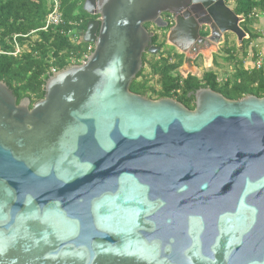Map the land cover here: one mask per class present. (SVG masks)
I'll return each instance as SVG.
<instances>
[{"label": "water", "instance_id": "1", "mask_svg": "<svg viewBox=\"0 0 264 264\" xmlns=\"http://www.w3.org/2000/svg\"><path fill=\"white\" fill-rule=\"evenodd\" d=\"M83 8L94 49L42 99L18 103L0 80V264H264V97L200 88L189 109L130 89L159 49L144 23L175 16L185 54L205 9L239 43L243 17L225 0ZM201 39L196 52L216 48Z\"/></svg>", "mask_w": 264, "mask_h": 264}, {"label": "trees", "instance_id": "2", "mask_svg": "<svg viewBox=\"0 0 264 264\" xmlns=\"http://www.w3.org/2000/svg\"><path fill=\"white\" fill-rule=\"evenodd\" d=\"M86 0H60L63 23L59 26L42 30L50 11L48 0H0V80L13 91L19 103L28 98L30 107L42 99L45 84L57 71L80 60L87 52L90 43L84 41L89 20L97 19L84 10ZM232 2L235 13L244 18L243 23L248 38L242 48L236 46L225 49V62L232 63V71L225 79L220 80L216 70L205 71L201 78L194 75L180 76L178 69L183 60L182 54H158V59L142 68L130 85L134 93L151 99L163 97L174 98L189 109L195 108L194 92L200 88H211L228 99L238 100L246 95L264 97V67L255 68L246 65L260 54L252 43L264 37L259 23L264 18V0H226ZM77 36L72 39L69 32ZM20 51L16 52V45ZM75 63H72V60ZM216 68L219 64L216 62ZM157 78L159 88L151 84Z\"/></svg>", "mask_w": 264, "mask_h": 264}, {"label": "flooded vegetation", "instance_id": "3", "mask_svg": "<svg viewBox=\"0 0 264 264\" xmlns=\"http://www.w3.org/2000/svg\"><path fill=\"white\" fill-rule=\"evenodd\" d=\"M225 3L227 6H229L230 8H232L233 12L235 13V10H234V6L230 4V2H227L225 0ZM236 14V13H235ZM237 15V14H236ZM237 16H240V15H237ZM161 17L166 21L168 22V26L166 28H159L157 27L154 23H150V22H147V23H144V27L148 30V32L151 34V40H150V45L151 46H155V47H158V51L154 54L150 53L148 50L143 54V58L147 60V55L150 54V55H155V57H153L152 59L156 60L158 59V54H161V55H164L165 54V45L167 44L168 42V39H169V31L170 29L175 25V22H176V17L169 14V13H162ZM202 18L204 19V21H207L209 20V25H202L200 26V30H199V34H200V37H197L194 39L193 41V44L192 46L190 47V49L188 50V52H186L185 54H187V56L183 53H178L175 51V48L176 47H171V46H168V47H171L172 48V52L179 55V54H182L183 55V60H182V64L180 67H182L184 64H187V63H190L192 62V66L195 67L193 64L197 63L198 60H197V57L200 55V54H205L206 52H208L210 54L209 57H211V61H210V64H211V67L210 69H206L205 71H210V70H216L217 71V68L216 66L214 65L215 64V59H216V62H218V58L223 56V58L225 57V49H227L228 47H232V46H236L238 49H239V45H242L243 44V41L248 38V34L246 33L245 31V27H244V23H243V20L239 22V26L241 27V29H243L246 33L245 37L243 38L242 42L239 43L238 42V36L235 34V33H232L231 31H222L220 29V27L218 26V24L215 22V20L209 15V12L207 11V9L204 10V12L202 13ZM212 25V26H211ZM84 35V34H83ZM210 35H212V38L216 40L217 44H216V48H214V46H206V52H203V50L201 49H198L199 51L196 52V50H193L192 47L195 46L196 43H198V40L201 39V37L203 38H208ZM201 39V40H204V39ZM208 40V39H207ZM207 40H204V41H207ZM240 50V49H239ZM196 54V56L194 58H192L193 54ZM166 55V54H165ZM150 62V61H149ZM188 65V64H187ZM143 67L144 68H148V64H144V59H143ZM203 71V73L205 72ZM203 73L201 76H198L196 74H194L191 70V68L189 70H187L186 72V75H184L183 77H186L188 75H194L198 78H201L203 76ZM219 74V73H218ZM220 80L222 79H225V78H220Z\"/></svg>", "mask_w": 264, "mask_h": 264}, {"label": "rangeland", "instance_id": "4", "mask_svg": "<svg viewBox=\"0 0 264 264\" xmlns=\"http://www.w3.org/2000/svg\"><path fill=\"white\" fill-rule=\"evenodd\" d=\"M230 4L233 5L232 2H230ZM255 26L260 27V28H263V30H264V27H263L264 26V19H259V23H256ZM166 45L172 47V45H171V43L169 41L167 42ZM166 45L164 47L165 53L171 55L173 53L172 52V48L171 47H168ZM252 45L255 46V48L257 49V51H259L260 53H264V37L255 40L252 43ZM238 47L241 50L242 45H239ZM175 51L178 52V53H182V51L180 49H178V48H175ZM196 54L197 53L193 54L192 57L194 58L196 56ZM209 56H210V54L208 52H206L205 54H200L197 57L198 62L195 63V64H193L195 67L192 66V62L187 63L188 65L187 64H184L182 67H180L178 69L179 75L180 76L186 75L187 70H189L191 68V70H192V72L194 74H196L198 76H201L202 73H203V71H205L207 68L208 69L212 68L211 67V64H210L211 57H209ZM153 57H155V55L148 54L147 55V60L151 62L153 60L152 59ZM217 61H218V64H219L218 65L219 67L217 68V72L219 73V77L222 79V78H225V77L229 76L230 72L233 69L232 63L225 62V60L223 59V56L219 57ZM250 62H251L250 58L249 59L247 58L246 59V64L247 63H250ZM145 74L146 75L149 74V71H148L147 67H146V70H145ZM157 83H158L157 82V78H152L151 79V84L153 86L159 88L158 85H157Z\"/></svg>", "mask_w": 264, "mask_h": 264}, {"label": "built area", "instance_id": "5", "mask_svg": "<svg viewBox=\"0 0 264 264\" xmlns=\"http://www.w3.org/2000/svg\"><path fill=\"white\" fill-rule=\"evenodd\" d=\"M50 4V11L47 15L45 25L42 28V30H47L48 28L59 26L60 24L63 23V17H62V12H61V5H60V0H48ZM69 35L72 36L73 40H76L78 37L73 35V32H69ZM16 52L17 54L20 51V47L16 43ZM94 45L92 43L89 44L87 52L83 55L82 59L80 60V63H82L88 56L89 54L93 51ZM72 63H75V60H72ZM246 65H249L250 67H255V68H261L264 67V53H260L258 57L255 59V61L247 63ZM57 70L52 69V73H55Z\"/></svg>", "mask_w": 264, "mask_h": 264}, {"label": "crops", "instance_id": "6", "mask_svg": "<svg viewBox=\"0 0 264 264\" xmlns=\"http://www.w3.org/2000/svg\"><path fill=\"white\" fill-rule=\"evenodd\" d=\"M260 19H264L263 17H260ZM264 27V26H263ZM261 31L263 32V34H264V30H263V28H261ZM226 78V77H225Z\"/></svg>", "mask_w": 264, "mask_h": 264}]
</instances>
